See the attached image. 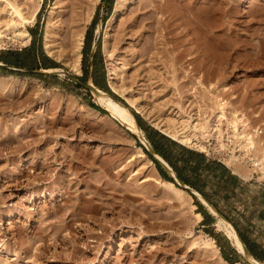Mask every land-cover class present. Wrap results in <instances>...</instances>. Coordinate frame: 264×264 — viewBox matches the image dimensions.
Returning <instances> with one entry per match:
<instances>
[{
	"label": "rangeland",
	"instance_id": "obj_1",
	"mask_svg": "<svg viewBox=\"0 0 264 264\" xmlns=\"http://www.w3.org/2000/svg\"><path fill=\"white\" fill-rule=\"evenodd\" d=\"M117 1L80 0L81 7L78 10L86 16L83 42L78 49L81 53V74H75L66 62L50 56L45 51V28L55 0H41L35 22L21 24L18 23L17 17L13 18L14 15H10V12L6 10L5 3L0 1V55L18 61L20 63L18 66H21L17 67L13 64H10L13 67L0 66V120L7 113V116L0 121L7 122L0 123V135L6 137L12 131L17 132L19 128L24 131L26 126H30L29 128H33L34 124L39 126L35 129V135L33 133L32 136H26L22 140L25 142L24 140L27 141V139L38 138L39 142L37 141L35 146L33 144L34 148L31 146L29 150L22 148L23 150L19 151L21 149L19 146H22L21 141L12 140L11 146L5 142L9 138L4 137L5 140L0 137V140L2 139L0 142V244L5 248L10 247L9 251H12L6 253L7 256L3 258L2 255L6 254L2 252L6 249L0 247V259L10 260L15 253L13 256L17 257L18 261H11L10 264H18V262L35 264L33 259L36 264H68L65 256L62 261L60 258L55 260L47 257L41 259L43 262L35 261L34 256H26L24 247L27 248L26 243L28 244L30 235L33 237L38 233H47L44 235L45 239L47 237L46 240L44 239L45 242L37 240L31 252H34L35 248L36 250L40 247L44 249L43 246L46 245L48 250L46 248L44 250L48 251H45L47 255L49 250V254L54 251L60 252L59 254L61 252L69 254L70 250L75 249L73 247L78 246L79 248L75 250L80 253L83 251L84 254V249L87 250L85 255L89 258L83 263L78 260V264H137L138 262L143 264L144 259V264L149 261L148 259H150L149 264L152 262L153 264H254L228 237L225 222L228 221L235 228L237 227L247 241L257 249V252L264 256V171L262 169L258 175L256 172V176L252 178V171L242 163H230L232 166L230 168L207 156L203 144L210 136L208 135L210 131L213 133L216 131L213 137H216L220 143L222 135L229 130L233 131L234 125H242L246 129L261 128L263 131L261 138L264 143V0H132L127 4L124 15L118 16L109 26ZM78 2L79 0H62L63 20L77 9ZM30 3L31 0H23L24 12H30V9L28 10ZM163 3L168 12L155 15L156 18L166 21L162 29L166 28L163 33L167 35L163 38L165 40H160L161 45L159 42L155 44L154 40L157 34H161L165 29H161V32L154 31L151 34L153 40L148 41L151 38L147 37L149 35L146 33L149 31L145 29L149 26L145 25L142 35H146L144 40L148 38L146 42L142 40L141 35L133 36L127 30L130 29L127 26L131 25L136 15H142L144 12L150 14L152 9H156L158 4L163 5ZM182 15L185 16V19L183 16L184 21L181 19ZM142 26H140L141 31ZM21 29L30 33L29 40L24 35L21 37L23 32ZM167 29L168 33H166ZM122 33L125 34V38L119 43L117 39ZM105 41L109 44L108 46ZM149 42H153V46ZM144 43L147 47L143 45ZM149 47L151 50L148 49L149 51L147 50L148 52L142 57V52ZM107 49L109 52L106 51ZM55 63L59 65L58 68L95 84L111 96L114 94L120 98L121 100L118 98L116 100L126 105L136 116L137 125L149 144L151 142L147 135L157 140H161V135H164L177 141L157 129L152 123V117L164 118L166 121L175 120L178 119L177 114H184L183 110H185L187 118L191 117L187 125L189 128L194 127L197 121L204 122L205 128L198 131L200 139L198 143L203 145L202 148L200 145L195 147V145L177 142L203 155V161L198 157L193 158L192 165L198 166L197 168L184 167L183 173L203 187L209 196V202L218 214L213 213L196 193L184 187L175 178L174 183L182 189L181 192L173 188L171 190L166 185L161 186L159 179L165 177L148 154L149 152L154 156L142 140L143 137L137 131L130 129L128 124L113 117L98 102L94 92L60 72L37 74L25 70L46 68L45 66ZM102 85H107L113 94ZM111 85H114L116 91L110 87ZM125 98L133 99L136 105L138 103L142 105L141 107H144L143 109L151 117L131 107ZM92 103L108 113L95 108L91 105ZM26 104L31 108H27ZM16 106L21 107L17 108L19 111L15 108ZM9 114L13 116L11 120L9 119L10 122L3 121ZM197 114L200 115L199 119L193 121L192 118ZM26 119L29 120L26 121ZM42 136L50 140L46 143L47 146L44 141L39 140V138H45ZM13 137L16 138V136ZM161 142L165 147H169L168 141L161 140ZM15 146L20 149L17 150ZM13 148L18 152H15ZM259 148L264 159V144ZM175 149L177 153H180L179 148ZM41 153L51 154L48 155L53 162L49 168L51 171L47 168V170L38 168L36 162L39 158L42 159ZM145 154L152 159L153 163L145 159ZM144 164L147 169H144ZM180 165L183 164L180 163ZM148 168L153 169L151 177L146 173L149 172ZM169 174L173 176L171 172ZM57 177L63 178L61 182L65 184L57 182ZM88 181H92L93 186L90 182L88 184ZM59 183L62 186L56 191L52 190ZM67 185H74V187ZM105 185L125 188H121V191L116 190L115 194L111 189H107L110 192H106L105 189L101 193L100 186L104 189ZM126 186L127 190H125ZM74 188L80 193L78 191L76 193ZM88 190L90 193H87ZM90 190H94L93 193ZM43 191L47 192L45 197H41ZM69 194L72 197L68 196ZM93 194L96 196L94 197ZM65 195L68 197L66 201ZM71 201H74V204L82 201L88 209L86 208L87 212H85V209H83L85 211L76 209L78 205L74 207L77 212L75 213L77 222L74 219L75 214L69 216H73L71 218L74 222L73 229L69 228L71 225L68 228L62 227L63 231L60 228L58 232H62L60 234L63 236L59 235L57 240L54 237L57 243L52 236L58 228L54 231L52 226H47L43 222L44 216L49 208L50 210L58 208L59 205L67 212L66 209L70 208L67 206L72 204ZM99 202H102L104 207L105 203L106 205L110 203L109 208L105 207L109 211L100 208L102 205L98 207ZM113 202L117 206L114 204V211H110ZM126 206L125 211L123 209H126ZM89 208H94L91 213ZM96 209L100 212L97 215ZM132 209H135L137 214L133 215L134 218L142 214L146 216V212L153 213L151 216L154 218H150L149 222L154 225L152 230L156 233L149 231L150 233L146 235L143 225L126 224L125 221L132 218L129 214ZM201 209L206 213L202 219L196 214ZM78 210L83 211L81 215ZM61 211L59 214L65 213ZM143 211L144 213L141 214ZM101 212L103 214L106 212L105 220L101 217L103 216ZM63 215L67 217L68 214ZM96 216L101 218L98 217V219ZM69 217L67 220L70 219ZM153 220L154 223L157 222L156 225L151 222ZM106 221L109 225L105 223ZM112 221L114 229L111 226ZM43 224L46 227L42 226V228ZM157 225L158 228H165L158 229ZM39 226L41 230L49 231L42 230L46 233L38 231ZM108 230L109 233L111 230L110 234ZM35 231L37 233L34 235ZM67 234L70 236L69 240L72 238L70 240L71 243L73 241L72 244ZM104 235L105 237H102ZM64 236L67 238L64 239ZM25 238L26 242L24 240L22 242L21 240ZM88 241H90L89 246L86 243ZM53 243L57 246L55 247ZM85 243L87 245H84ZM91 245H95V248L93 246L91 248ZM158 245L164 252L157 248ZM31 252L29 255L35 253ZM151 252H155L157 256L153 253L152 258ZM166 252H168L167 255ZM224 253L231 260L226 259ZM21 256L26 257L21 259ZM129 256L133 258L130 259ZM259 261L264 263L262 260Z\"/></svg>",
	"mask_w": 264,
	"mask_h": 264
},
{
	"label": "bare ground",
	"instance_id": "obj_2",
	"mask_svg": "<svg viewBox=\"0 0 264 264\" xmlns=\"http://www.w3.org/2000/svg\"><path fill=\"white\" fill-rule=\"evenodd\" d=\"M0 1H2V2H4L5 4H4V6H5V8H6V10L8 11V12H10V15H14V16H12L13 18L14 17H17V19L19 20V22H18V20H17V22L18 23H33V22H35V20H36V17H37V14H38V12H39V9H40V5H41V0H31V3L29 4V8H28V10L30 9V12L29 11H25L24 12V7H23V0H0ZM132 0H118L117 1V3H116V6L114 7L115 9L113 10V12H112V14H111V17H110V20H109V26L114 22V20L118 17V16H120L121 14H123L124 12H125V8H126V6H127V4L129 3V2H131ZM158 3H160L159 1H158ZM157 4V3H156ZM161 4H162V2H161ZM165 3H163V5H164ZM167 4V3H166ZM61 5H62V0H55V2L52 4V6H51V10H50V18H49V20H47L48 22L46 23V28H45V35H44V48H45V51L50 55V56H53V57H56V58H58V59H60V60H62V61H64V62H66V64H68V66H69V68L71 69V71H73L75 74H81V62H80V58H81V53L78 51V49L81 47V44H82V42H83V32H84V26H85V20H86V16H85V14H82V12L80 11V10H78V8H80L81 7V2H80V0H79V2H78V4H77V9H75V11L71 14V16H69V17H67L65 20H63V12H61L62 11V7H61ZM154 5H155V1H154ZM157 5V7H156V9H152L151 10V13L150 14H148V12H144L142 15H136V17L135 18H133L132 19V21H131V25L130 26H127V27H130V29H127L129 32H131V34L134 36V34L137 36V35H139L138 37H140V35H141V37H143L142 38V40H144L145 38H146V35L144 36V35H142V33H143V29H144V27H145V25H147V26H149V28H146L145 30L147 31V29H148V33H146L147 35H149V36H147V37H149V38H151V39H148V41L149 40H153L152 39V36H151V34L152 33H154V31H157V32H161V29L163 28V25H165V23H166V21L164 20V21H162V19H159V18H156V14H165V13H167L168 11H167V7H166V5ZM25 6V5H24ZM168 7H169V5H168ZM154 8V7H153ZM128 9V8H127ZM150 12V11H149ZM124 15V14H123ZM183 16L184 15H182V20L184 21V19H185V16H184V19H183ZM12 18V20L14 21V19ZM167 20V19H166ZM21 21V22H20ZM66 21V23H64ZM15 22H16V20H15ZM165 22V23H164ZM12 23V22H11ZM149 24V25H148ZM182 24V23H181ZM11 25V24H10ZM13 25V24H12ZM23 25V24H22ZM141 25H143L142 26V31H141ZM167 25H168V21H167ZM21 26V25H20ZM22 27V26H21ZM167 28H168V26H166ZM23 28H24V25H23ZM198 28V27H197ZM165 29V30H164ZM164 29H162V30H164V31H162L161 32V34H157V36L155 37V44H157V42H159V45H161L160 44V42L162 41V40H165V39H163L164 38V36H166L163 32H165L166 31V28L164 27ZM22 30L23 29H21V32H22ZM107 30H109V29H107ZM125 30V29H124ZM1 31V30H0ZM126 31V30H125ZM145 31V32H146ZM109 33V32H108ZM163 33V34H162ZM166 33H168V29H167V32ZM23 35L25 36V38H27V40H29L30 39V33L28 32V31H26V30H23V32H22V36L21 37H23ZM106 35V34H105ZM161 37H159V36ZM1 36V35H0ZM135 36V37H136ZM107 37H109L108 35H107ZM125 38V34L124 33H122L121 34V36L120 37H118V42L120 43L121 41H123V39ZM160 38V39H159ZM66 39V40H65ZM140 39V38H139ZM146 39V40H147ZM167 39V38H166ZM106 41H107V39H105ZM146 40H144L145 42H146ZM161 40V41H160ZM105 41V42H106ZM143 41V42H144ZM166 41H168V40H166ZM108 42V41H107ZM106 42V43H107ZM105 43V44H106ZM110 43V42H109ZM150 44H152L151 42H149ZM162 43V42H161ZM149 44V45H150ZM154 44V45H155ZM164 44H166V43H164ZM109 44L107 43V46H108ZM143 45H145V43L143 44ZM148 45V46H149ZM106 46V47H107ZM140 46H142V45H140ZM146 46V45H145ZM152 46H153V44H152ZM152 46L150 45V47L152 48ZM157 46V45H156ZM156 46H155V48H156ZM147 47V46H146ZM146 48L145 49V51H143L142 53H143V55H141L142 57L144 56V54L146 53V52H148L149 50L148 49H150L151 50V48ZM160 47V46H159ZM110 48V47H109ZM145 48V47H144ZM143 48V49H144ZM154 48V47H153ZM106 49V48H105ZM104 49V50H105ZM158 49V48H157ZM156 49V50H157ZM148 50V51H147ZM107 52H109L108 51V49L106 50ZM153 52H155V51H153ZM153 55H155L156 53H152ZM135 56V55H134ZM150 59H152V58H150ZM1 62V61H0ZM152 68H154V67H152ZM50 71H56V70H59V71H62L61 70V68H58V67H56V68H50L49 69ZM115 72V71H114ZM113 73V72H112ZM115 74V73H114ZM112 75V74H111ZM113 76V75H112ZM109 80H110V78H109ZM111 81V80H110ZM109 81V82H110ZM113 82H111V84H112ZM114 84V83H113ZM114 91H116L115 89L116 88H114V85L112 86H110ZM100 89V93L99 94H95L96 95V98H97V100H98V102L105 108V109H107L108 110V112H110V114L113 116V117H115V118H117V119H119L120 121H122V122H124V123H126V124H128L130 127V129H132L133 131H137L138 133H139V135L140 136H142L143 137V139L142 140H144V142L146 143L145 145H147V146H149V143H148V141L146 140V138L144 137V135H143V132H142V130H141V128L137 125V120H136V116L130 111V109L126 106V105H124V104H122L121 102H119L118 100H116V99H114L109 93H107L105 90H103V89H101V88H99ZM126 99V98H125ZM133 100V99H132ZM132 100H130V99H126V101L128 102V104L131 106V107H133V108H135L138 112H140V113H142V114H144V115H146V116H149L150 114L145 110V109H143L144 107H141L140 105H139V103H138V105H136ZM31 101H32V99H31ZM28 102H30V101H28ZM29 104V103H28ZM28 104H26V106L28 105ZM30 104H31V102H30ZM15 106V105H14ZM21 106V105H20ZM13 109H14V107L13 106H11ZM21 107H23V105L21 106ZM20 107V108H21ZM180 107V106H179ZM181 107H183L182 105H181ZM16 109L18 108V109H20L19 108V106L17 107H15ZM27 108H31V106L30 107H28L27 106ZM4 109V108H3ZM15 109V110H16ZM17 109V111H19ZM184 109V108H183ZM6 110V109H5ZM10 110V109H9ZM12 110V109H11ZM14 110V111H15ZM25 110V109H24ZM179 111H180V109H178ZM184 111V114L183 113H181V114H177L178 115V119H175V120H168V121H166V120H164V118H156V117H152V123H153V125L157 128V129H159L161 132H163V133H165V134H167V135H169V136H171L173 139H175V140H177V141H179V142H181V143H183V144H185V145H191V146H194L195 145V147L196 146H201L200 148H202L203 147V145L201 144V143H198L199 141H198V139H199V135H198V131L199 130H202L203 129V127L205 128V125H203V123L204 122H200V121H197V122H195V124H194V127H188L187 125H189V122L191 121V117H189L188 116V118H187V115H185V110H183ZM4 112V111H3ZM6 112V111H5ZM4 112V113H5ZM181 112V111H180ZM179 112V113H180ZM9 113V112H8ZM7 114V113H6ZM4 115L5 117L7 116V115ZM10 114H11V112H10ZM10 114L8 115V117H10V118H8V120H7V118H5V120H3V121H9V119L11 120V118H13V116L11 117L10 116ZM13 114V113H12ZM18 114V113H17ZM25 114V113H24ZM19 115V114H18ZM2 116H3V113H2ZM3 116V117H4ZM22 116V115H21ZM24 116V115H23ZM199 114H197V116H195V117H193L192 119H193V121H195V120H197V119H199ZM2 117V118H3ZM18 117V116H17ZM150 117H151V115H150ZM2 118H1V120L0 121H2ZM21 118V117H20ZM23 118V117H22ZM21 118V119H22ZM14 119H16V117L14 118ZM18 119V118H17ZM20 119V120H21ZM24 119V118H23ZM27 120H29V119H26V121ZM25 121V122H26ZM10 122V121H9ZM12 122H13V120H12ZM0 123H7V122H0ZM14 123H18V122H14ZM13 123V124H14ZM10 124H12V123H10ZM1 125V124H0ZM7 125V124H6ZM9 125V124H8ZM16 125V124H15ZM30 125V124H29ZM38 125V124H37ZM37 125H35L34 124V126H33V128H29L28 126H26V128H25V130L23 131V129L22 128H19V130H17V132L16 131H12V132H14V133H17V134H11L12 132H10V134L8 135H6V137L5 138H9L7 141H5V142H7V143H9V144H11L12 143V140H15V141H21L22 143V146H19L20 148V150L18 149V145L17 146H15V148L17 149V150H19V151H21V150H25V149H27V150H29L30 149V147L34 144V146L39 142L38 141V138L36 139V138H34V139H27V141L26 140H24L25 142H23L22 140H23V138H25L26 136H29V135H31L32 136V134L33 135H35V132H36V130L35 129H37V127H39V126H37ZM11 126V125H10ZM2 127V126H1ZM12 127V126H11ZM3 128V127H2ZM8 129H9V126H8ZM13 130V129H12ZM22 130V132H20ZM4 131V130H3ZM2 131V132H3ZM6 132H7V130H6ZM4 133V132H3ZM9 133V132H8ZM1 134V133H0ZM8 136V137H7ZM13 136H16V138H14ZM0 137H3L2 135H0ZM3 137V138H4ZM42 137H45V136H42ZM4 138V139H5ZM50 139H52V138H50ZM6 140V139H5ZM39 140L41 141H44V143L46 144L48 141H50L48 138H39ZM200 140V139H199ZM2 141V139L0 140V142ZM38 141V142H37ZM3 142H4V140H3ZM4 142V143H5ZM3 143V144H4ZM7 143L5 144V145H7ZM15 143V142H14ZM36 143V144H35ZM43 143V144H44ZM50 143V142H49ZM203 143V142H202ZM1 144V143H0ZM19 144V143H18ZM11 146H12V144H11ZM44 146V145H43ZM46 146H47V144H46ZM7 147H8V145H7ZM204 147H205V145H204ZM9 148H10V146H9ZM23 148V149H22ZM32 148H34L33 146H32ZM7 149V148H6ZM12 149V148H11ZM47 149V148H46ZM13 150H14V148H13ZM12 150V151H13ZM17 150H14L15 152L17 151ZM139 150V149H138ZM13 151V152H14ZM32 151V150H31ZM30 151V152H31ZM140 151V150H139ZM18 152V151H17ZM47 152V151H46ZM12 153V152H11ZM10 153V154H11ZM52 153V152H51ZM140 153H141V151H140ZM157 154V153H156ZM41 155V157H42V159L41 158H39V161L38 162H36V164H37V166H38V168H41V169H49L50 167H51V162H52V160L50 161V156H48V155H51L50 153H47V154H45V153H41L40 154ZM53 155V154H52ZM55 155V154H54ZM11 157H12V155H10ZM39 156V155H38ZM157 156L159 157V158H161L163 161H165V162H167L162 156H160L159 154H157ZM10 157V158H11ZM144 157H145V159H147V160H149V162H151V163H153V161H152V159H150L146 154L144 155ZM9 158V159H10ZM13 158V157H12ZM55 158V157H54ZM14 159V158H13ZM52 159V158H51ZM261 159H262V163H263V166H262V169H263V171H264V159H263V156H261ZM54 160V159H53ZM56 160V159H55ZM146 160V161H147ZM258 160H259V158H258ZM10 161H12V160H10ZM144 162H145V160H144ZM143 162V163H144ZM148 162V161H147ZM227 162H230L229 160H227ZM53 163V162H52ZM146 164V163H145ZM145 164H144V169H147L146 167H145ZM46 169V170H47ZM52 169V168H51ZM149 170H147V171H149V172H146V173H148L149 175H150V177L153 175V169H151V168H148ZM151 169V170H150ZM50 170V169H49ZM20 172H21V170H19ZM51 171V170H50ZM19 172V173H20ZM145 173V174H146ZM171 173H173L174 175H175V171L173 170V169H171ZM22 174V173H21ZM147 175V174H146ZM148 176V175H147ZM149 177V178H150ZM58 178V177H57ZM148 178V177H147ZM63 178H58V179H56V181L57 182H61V180H62ZM35 180V179H34ZM64 180V179H63ZM65 180H66V178H65ZM160 180V184H161V186L162 185H166V186H168V188L170 187L171 188V190H172V188H173V190H178L179 192H181V188L180 187H178L173 181H170V180H167V179H165V178H161V179H159ZM86 181V180H85ZM89 182L90 181H88V184H89ZM34 183V182H33ZM62 183V182H61ZM61 183H59L58 184V186H56L55 188H53L52 189V187H51V189L52 190H54V191H56L58 188H60L62 185H61ZM85 183V182H84ZM86 183H87V181H86ZM91 184H92V186H93V183H92V181L90 182ZM62 184H65V183H62ZM87 184V185H88ZM86 185V186H87ZM101 185V184H100ZM29 186H31V185H29ZM34 186V185H33ZM40 186V185H39ZM42 186V185H41ZM50 186V185H49ZM55 186V185H54ZM53 186V187H54ZM67 186H71V188L72 187H74V185H67ZM79 186V185H78ZM84 187H85V185H83ZM96 186V185H95ZM99 185H97V187H98ZM119 186H121V185H119ZM26 187H28V186H26ZM37 187H38V185H37ZM48 187V186H47ZM63 187H66V185H63ZM77 187V186H76ZM88 187V186H87ZM91 187V186H90ZM97 187H96V189H97ZM35 187H33V189H34ZM100 188H101V190H102V192L101 193H103V191L106 189V192L107 191H109L110 192V190H107V189H111V191L113 192V194H115V193H117V192H115L116 190H120L121 188H123V187H118L117 185H105V187H104V189L102 188V186H100ZM125 188V187H124ZM123 188V189H124ZM169 188V189H170ZM40 189H41V187H40ZM39 189V190H40ZM69 189V188H68ZM88 189V188H87ZM86 189V190H87ZM90 189V188H89ZM95 189V190H96ZM36 190H38V189H36ZM43 190V189H42ZM45 190V189H44ZM67 190V189H66ZM66 190H65V192H66ZM82 190H84V189H82ZM86 190H84V191H86ZM98 190V189H97ZM114 190V191H113ZM125 190H127V186H126V189ZM74 191H76L75 190V188H74ZM73 191V192H74ZM78 191V190H77ZM76 191V193H78ZM91 191V190H90ZM92 191H94V190H92ZM91 191V192H92ZM99 191V190H98ZM98 191H97V193H98ZM121 191V190H120ZM51 192V191H50ZM49 192V193H50ZM60 192V191H59ZM64 192V191H63ZM64 192V193H65ZM83 192V191H82ZM89 192V190L87 191V193ZM111 192V193H112ZM115 192V193H114ZM36 193H37V191H36ZM54 193V192H53ZM68 193V192H67ZM70 193V192H69ZM72 193V192H71ZM76 193L74 194V196L76 195ZM80 193V192H79ZM86 193V194H87ZM90 193V192H89ZM93 193V192H92ZM95 193H96V191H95ZM194 193H196L198 196H199V198L201 199V201L204 203V204H206V205H208L209 207H210V209L212 210V212L213 213H217L218 214V212L216 211V209H215V207L214 206H212L211 204H209L206 200H205V198L203 197V195L199 192V191H197V190H195L194 191ZM45 194L47 195V192H42V195H41V197H45ZM104 194H106V193H104ZM103 194V195H104ZM110 194V193H109ZM32 195V194H31ZM78 195V194H77ZM85 195V194H84ZM98 195V194H97ZM99 195H102V194H99ZM68 196H71L70 194L68 195ZM79 196H83V195H79ZM86 196V195H85ZM93 196L95 197L96 196V194H93ZM92 196V197H93ZM106 196H108V195H106ZM113 196V195H112ZM35 197V196H34ZM64 197H67L66 195L64 196ZM72 197V196H71ZM77 197V196H76ZM75 197V198H76ZM70 198V197H69ZM86 198H87V196H86ZM110 198V197H109ZM68 199V197L65 199V201ZM85 199V198H84ZM89 199H91L90 197H89ZM89 199H88V201H89ZM111 199V198H110ZM70 200H72V199H70ZM93 200H95V198L93 199ZM82 201H83V199H82ZM82 201H81V203H79V204H74L75 202L74 201H71L72 202V204H68V206L67 207H70V208H67L66 210H67V212H65L64 210V208H63V210L58 206V208H53V209H51L50 210V208H49V210L46 212V215L44 216L43 214L45 213V212H43V216H44V219H45V221H43L44 223H46L47 224V226L48 225H50V226H52V228H53V230L55 229V228H58V229H56V231L54 232V234H52V235H54V236H52V238H53V240H54V237H55V240H57V239H59V235H61L60 233H62V232H58L59 230H60V228H68L70 225H71V227H69L70 229L72 228V223H74L73 221H71L72 219L71 218H73V216L72 217H69V216H71V215H74L75 213H77L76 212V209H79V210H83V209H85L86 210V208L88 209V207L85 205L84 206V204L82 203ZM87 201V200H86ZM110 201V200H109ZM112 201H114V200H112ZM111 201V202H112ZM74 202V203H73ZM78 202V200L76 201V203ZM89 203H90V201H89ZM94 203H95V201H94ZM93 203V204H94ZM100 203V202H99ZM102 203V202H101ZM98 204V207L100 206V205H102V204ZM104 203V202H103ZM65 204H67L66 202H65ZM92 204V203H91ZM109 205H110V203H108ZM108 204L106 205V203H105V207L106 206H108ZM113 205L110 207L111 209H110V211H114V209H115V207H114V204L116 205V203H112ZM64 205V204H63ZM78 205V206H77ZM89 205V204H88ZM56 206V205H55ZM75 206H77V208L75 209L74 207ZM95 206V204L93 205V207ZM103 206V205H102ZM100 207V208H104L105 209V207L103 206V207ZM117 206V205H116ZM52 207H54V206H52ZM57 207V206H56ZM89 207H92V205L90 206L89 205ZM97 208V207H96ZM106 208H109V206L108 207H106ZM48 209V208H47ZM70 209V210H69ZM92 209H94V208H92ZM91 208H89V210H90V213L92 212L91 210H92ZM62 210V211H61ZM78 210V213L81 215V213L83 212V211H85V210H83L82 212H80ZM106 210V209H105ZM108 210V209H107ZM106 210V211H107ZM123 210H127V206H126V209H123ZM122 210V211H123ZM60 211L61 212H65V213H63V214H68L67 215V217H65L63 214L61 215V214H59L60 213ZM96 212L98 211V213H96V215L97 214H99L100 212H99V209H96L95 210ZM95 211L93 210V212L95 213ZM109 211V210H108ZM85 212H87V210L85 211ZM102 214H103V212H101ZM106 213V212H105ZM105 213L103 214V216H101V217H104V215H105ZM114 213V212H113ZM142 213H144V211L143 212H141V214ZM11 214H12V211H11ZM84 214V213H83ZM82 214V215H83ZM102 214H100V215H102ZM129 214H131V216H132V218L131 219H128V220H126L125 222H126V224H130V226L131 225H143V231L146 233V235H147V233H150L151 231H153L152 229H153V226L154 225H152L150 222H149V220H150V218L152 219V218H154V217H152L151 216V214H153V213H151V212H146V216L144 215V214H142V215H139L138 217H136V218H134V216L133 215H137L136 214V210L135 209H132V210H130V212H129ZM197 214V216L198 217H200L201 219L203 218V215H202V213H200V212H197L196 213ZM41 215V216H42ZM93 215V214H92ZM75 216H76V214H75ZM154 216V215H153ZM68 217L70 218L69 220H67L68 219ZM80 217V216H79ZM97 217V216H96ZM95 217V218H96ZM98 217H100V216H98ZM97 217V218H98ZM100 217V218H101ZM42 218V217H41ZM77 218V216L74 218L75 219V221L77 220L76 219ZM224 218V217H223ZM43 219V220H44ZM47 219H49L48 221H49V223H47L48 221H47ZM99 219V218H98ZM103 219V218H102ZM101 219V220H102ZM106 218L104 217V220H105ZM97 220V219H96ZM101 220H99L100 222H103V221H101ZM109 223H110V221L109 220H107ZM105 222V223H107L108 225H109V223L108 222ZM77 222V221H76ZM76 222H75V224H76ZM125 222H124V220H123V223L125 224ZM151 222H153L154 223V220L153 221H151ZM156 223L157 222H155L154 224L156 225ZM104 224V223H103ZM107 224H104V225H106V226H108ZM111 224V223H110ZM113 221H112V225L111 226H113ZM125 224V225H126ZM222 224V223H221ZM45 224H43V225H41V227L42 226H44ZM74 225V224H73ZM102 225V224H101ZM103 225V226H104ZM116 225V224H115ZM159 225V224H158ZM158 225L156 226L157 228H158ZM102 226V227H103ZM164 226V225H163ZM44 227H46V226H44ZM225 227H226V231H227V234H228V237L232 240V242H233V244L236 246V248L239 250V251H241V252H243V253H245L251 260H252V262L254 263V264H264V263H262L261 261H259L257 258H255L250 252H248V251H246V249H245V243L243 242V240L241 239V237H240V235H239V233H238V231L236 230V228L230 223V222H228V221H226L225 222ZM43 228V227H42ZM49 228V227H48ZM63 228H62V231H63ZM74 228H75V225H74ZM141 228V227H140ZM156 228V230H158V229H161V228H158L157 229ZM165 227H163L162 228V230L164 229ZM70 229H69V231H70ZM73 229V228H72ZM104 229H106L107 230V228L106 227H104ZM108 229H110V228H108ZM113 229H114V226H113ZM41 231V232H43V231H49V230H41L40 229V226H39V228H38V231ZM65 230V229H64ZM155 230V229H154ZM166 230V229H165ZM66 231H67V229H66ZM103 231V230H102ZM115 231V230H114ZM113 231V232H114ZM150 231V232H149ZM104 232V231H103ZM107 232V231H106ZM106 232L104 233V234H106ZM154 232V231H153ZM165 232V231H164ZM37 232L35 231V233H34V235L36 234ZM43 233H46V232H43ZM68 233V232H67ZM70 233H72L71 231H70ZM69 233V234H70ZM108 233H109V230H108ZM107 233V234H108ZM110 233H111V230H110ZM109 233V234H110ZM143 233V232H142ZM142 233H140V235L142 234ZM145 233H143V234H145ZM152 233V232H151ZM154 233H156V232H154ZM47 234V233H46ZM46 234H39L38 233V235L36 234V236H33V237H31V235H30V237L27 239L28 241V244L26 243V245H27V248L26 247H24V253L26 254V256L28 257H30V256H34L33 258H35V261L36 260H39L40 262H43V261H41V259L43 260V259H46L47 257H52V258H60V259H58V260H60V261H62V259L64 260V258L66 257V259H67V263L68 264H76V262L78 261V260H80V261H82V263H83V261L86 259H89V258H86V257H88V256H86L85 254H86V251L87 250H85L84 248V251H85V254L84 253H82L83 251H82V249H80V251H82L81 253L78 251V250H75V249H77V243L75 242L74 244L77 246V247H73V248H75L74 250L72 249V250H70L69 251V254H66L65 252H64V254H63V252H61V254H59L58 253V251L56 252V251H54V252H52V254H49L50 253V250H49V253H48V255H47V253L46 252H48L47 250V248H46V245L45 244H47V243H42L43 245H45V247L43 246V248L45 249H47V250H44V249H42V247H40L39 249H37L36 250V248H35V251H37V252H31V250H32V248H33V244L35 243V242H37V240H42L43 242H45V240L47 239V237H46V239L44 238V235H46ZM50 234V233H49ZM48 234V235H49ZM66 234V233H65ZM64 234V235H65ZM103 234V233H102ZM101 234V235H102ZM108 234V235H109ZM161 234H162V231H161ZM68 235V234H67ZM66 235V236H67ZM71 235V234H70ZM160 235V234H159ZM164 235V237H166L165 236V234H163ZM61 236H63V234L61 235ZM69 236V235H68ZM71 236H73V235H71ZM28 237V236H27ZM26 237V238H27ZM51 237V236H50ZM49 237V238H50ZM74 237H76L77 238V236H74ZM73 237V238H74ZM101 237V236H100ZM102 237H105V235L104 236H102ZM107 237V236H106ZM159 237V236H158ZM161 237V236H160ZM26 238L25 239H22L21 241L23 242V240H24V242H26L25 240H26ZM61 238V237H60ZM64 239H66L67 237H63ZM69 238H70V236L68 237V240H69ZM79 238V237H78ZM45 239V240H44ZM72 239V238H71ZM70 239V240H71ZM52 240V241H53ZM54 240V241H55ZM70 240H69V242H70ZM102 240V239H101ZM20 241V240H19ZM59 241V240H58ZM60 241H62V240H60ZM39 242V241H38ZM47 242V241H46ZM49 242V241H48ZM55 242H57V241H55ZM64 242V241H63ZM67 242V241H66ZM58 243V242H57ZM71 243V242H70ZM72 243H73V241H72ZM71 243V244H72ZM86 243H88V245L86 244ZM84 245H87V246H89L90 244V241H88V242H86ZM41 244V243H40ZM49 245H50V242L48 243ZM54 245H55V247L57 246L56 245V243H53ZM63 244H65V243H63ZM48 245V246H49ZM53 245V246H54ZM40 246V245H39ZM72 246V245H71ZM93 245H91V248H95V245L92 247ZM0 247L1 248H3V249H6V250H3V252L2 253H4V254H6V253H9L10 251H9V248L10 247H8V248H5V246H3L2 244H0ZM7 247V246H6ZM85 247V246H84ZM160 248L161 250H163V248H161V246H157V248ZM79 248V247H78ZM86 248V247H85ZM90 248V249H91ZM158 248V249H159ZM11 249V248H10ZM159 249V250H160ZM165 249V248H164ZM89 250V249H88ZM157 250V249H156ZM181 250H183V249H181ZM1 251V250H0ZM46 251V252H45ZM158 251V250H157ZM157 251H156V253H157ZM167 251V250H166ZM12 252V251H11ZM10 252V253H11ZM30 252L33 254V255H29L30 254ZM163 252H164V250H163ZM1 253V254H2ZM152 253V252H151ZM154 254H155V252H153ZM153 253L152 254H150V256L152 257V255H153ZM167 253L168 252H166V255H167ZM15 254V253H14ZM13 254V255H14ZM128 254V253H127ZM126 254V255H127ZM159 254V253H158ZM164 254V253H163ZM12 255V259H10V260H7V258H5V259H3L4 258V256L6 257L7 256V254L6 255H2L3 256V260H5V261H3V260H1L2 261V264H10L11 263V261H16L17 260V257H14ZM51 255V256H50ZM129 255V254H128ZM127 255V256H128ZM148 255H149V253H148ZM156 255V254H155ZM170 255V254H169ZM1 256V257H2ZM25 256V257H26ZM65 256V257H64ZM126 256V257H127ZM154 256V255H153ZM157 256V255H156ZM172 256V255H171ZM18 257H20V255L18 256ZM22 258L21 259H24L23 258V256H21ZM130 257V256H129ZM128 257V258H129ZM159 257V256H158ZM157 257V258H158ZM160 257H162L161 255H160ZM178 256H176V258H177ZM127 258V259H128ZM131 258H133L132 256L130 257V259ZM150 258V257H149ZM153 258V257H152ZM155 258V257H154ZM156 258V259H157ZM163 258V257H162ZM167 258V257H166ZM173 258H174V255H173ZM9 259V258H8ZM65 259V260H66ZM155 259V260H156ZM163 259H165V258H163ZM52 260V259H51ZM56 260V259H55ZM141 260H143V259H141ZM149 261H147L148 262V264H149V262H150V259H148ZM154 260V259H153ZM161 260V259H160ZM159 260V261H160ZM172 260V259H171ZM174 260H175V258H174ZM177 260H178V258H177ZM18 261V260H17ZM33 261V263H35L36 264V262H34V259L32 260ZM50 261V260H49ZM125 261H127L126 259H125ZM128 261H130V260H128ZM157 261H158V259H157ZM170 261V260H169ZM144 262H145V259H144ZM144 262H143V264H144ZM146 262V263H147ZM155 262V261H154ZM163 262H165V261H163ZM168 262V261H167ZM172 262V261H171ZM170 262V263H171ZM21 263V262H20ZM19 262H18V264H20ZM49 263V262H48ZM81 263V262H80ZM85 263H86V261H85ZM141 263V262H140ZM139 262L137 263V264H140ZM145 263V264H146ZM160 263H161V261H160ZM169 263V262H168ZM0 264H1V262H0ZM12 264H14V263H12ZM16 264V263H15ZM22 264H24V263H22ZM26 264V263H25ZM39 264V263H38ZM45 264V263H44ZM77 264H78V262H77ZM152 264H153V262H152ZM155 264V263H154Z\"/></svg>",
	"mask_w": 264,
	"mask_h": 264
},
{
	"label": "built area",
	"instance_id": "obj_3",
	"mask_svg": "<svg viewBox=\"0 0 264 264\" xmlns=\"http://www.w3.org/2000/svg\"><path fill=\"white\" fill-rule=\"evenodd\" d=\"M236 124L235 122H233ZM231 123V124H233ZM234 130L222 135L220 143L217 141L216 131H210V135L205 141L206 155L216 159L228 167H232L230 163H242L252 171V178L262 171L263 161L261 159L262 152L259 147L263 146L262 129L248 128L244 126L234 125ZM214 130V129H213ZM218 132V131H217ZM259 158V160H258ZM229 160L230 162H227ZM259 177V176H258Z\"/></svg>",
	"mask_w": 264,
	"mask_h": 264
},
{
	"label": "trees",
	"instance_id": "obj_4",
	"mask_svg": "<svg viewBox=\"0 0 264 264\" xmlns=\"http://www.w3.org/2000/svg\"><path fill=\"white\" fill-rule=\"evenodd\" d=\"M25 50H27V49H25ZM11 52H13V51H11ZM0 60L4 61L5 63H8V64L17 65V67H21V66H18V64H20L18 61L11 60L7 57H4L3 55H0ZM45 67L46 68H56V67H59V65L55 63L51 66H45ZM95 81H96V83H99L98 80H95ZM102 87H104L105 89H107V91H109V92H111V94H113L107 85H102ZM113 96L115 98H118L114 94H113ZM118 99L121 100L120 98H118ZM91 105L94 106L95 108H98L99 110H101L104 113H108L105 109L101 108L100 106H97L93 103ZM138 122L140 124L139 120H138ZM147 137L149 138L151 145L153 146L154 151L157 154H159L160 156H162L167 161V163L175 171L178 178H180L185 184L191 186L193 189L199 191L202 195H204L207 199H209V196L204 191L203 187L201 185H199L197 181H195V180L193 181V180H191V178L186 177V175H184V173H183L184 167L193 166L192 162L194 160L193 159L194 157H198L201 161H203V159H204L203 155H201L200 153H197L196 151H193V150H191V149H189L183 145H180L177 141L169 139L164 135H161V140L168 141L169 147H165V145L161 142V140H157V139H155V137H153L151 135H147ZM175 148H179L180 153H177ZM148 154L156 163L157 168L159 169L162 176L165 177V179L174 182L175 181L174 177L169 174V172L163 167V165L158 161V159L155 158L151 153L148 152ZM177 155H178V157H177ZM180 163L183 165H180ZM193 167L197 168L198 166H196V167L193 166ZM199 212H201L202 215L206 216V213L202 209ZM236 230L238 231L243 242L248 247L250 253L255 258H257L258 260L264 261V256L263 255L261 256L257 252V249L247 241V239L244 237V235L241 233V231L237 227H236ZM224 257L228 260H231L225 253H224Z\"/></svg>",
	"mask_w": 264,
	"mask_h": 264
},
{
	"label": "water",
	"instance_id": "obj_5",
	"mask_svg": "<svg viewBox=\"0 0 264 264\" xmlns=\"http://www.w3.org/2000/svg\"><path fill=\"white\" fill-rule=\"evenodd\" d=\"M0 65H3V66H9V67H13L12 65H8V64H5V63H0ZM50 68H40V69H31V68H29V69H25L26 71H29V72H33V73H37V74H46V73H49V72H60V73H62V74H65V75H67L70 79H72L73 81H75L76 83H78V84H80V85H82V86H84V87H86V88H88L89 90H91L92 92H94L95 94H99L101 91H100V89H99V87H97L95 84H93V83H89V82H87V81H84L83 79H81V78H79L78 76H76L75 74H72V73H70L69 71H66V70H63V69H61L62 71H59V70H56V71H50L49 70ZM113 98H114V96H112ZM114 99H116V98H114ZM107 110V109H106ZM148 148H149V150L154 154V156L158 159V161L169 171V172H171V169H172V167L167 163V162H165V161H163L161 158H159L158 156H157V154H156V152L154 151V149H153V147H152V145L151 144H149V146H148ZM172 175L174 176V178L180 183V184H182L184 187H186V188H188V189H190V190H192L193 192L195 191V189H193L191 186H189V185H186L180 178H178V176L176 175V173H175V175L172 173ZM204 197V196H203ZM205 198V200L209 203V204H211L210 202H209V200L206 198V197H204ZM212 205V204H211ZM245 249H246V251H248V252H250L249 251V249H248V247L246 246V244H245Z\"/></svg>",
	"mask_w": 264,
	"mask_h": 264
},
{
	"label": "crops",
	"instance_id": "obj_6",
	"mask_svg": "<svg viewBox=\"0 0 264 264\" xmlns=\"http://www.w3.org/2000/svg\"><path fill=\"white\" fill-rule=\"evenodd\" d=\"M1 62L0 63H5L4 61H2V60H0ZM5 64H8V63H5ZM8 65H10V64H8ZM0 66H3V65H0ZM13 66V65H12ZM165 134V133H164ZM167 135V134H166ZM169 136V135H168ZM169 137H171V136H169ZM172 138V137H171Z\"/></svg>",
	"mask_w": 264,
	"mask_h": 264
}]
</instances>
